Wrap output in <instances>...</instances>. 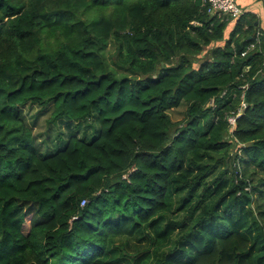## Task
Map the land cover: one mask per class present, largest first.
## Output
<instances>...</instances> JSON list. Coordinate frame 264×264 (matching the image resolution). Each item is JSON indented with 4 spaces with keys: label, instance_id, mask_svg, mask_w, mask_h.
Listing matches in <instances>:
<instances>
[{
    "label": "trees",
    "instance_id": "1",
    "mask_svg": "<svg viewBox=\"0 0 264 264\" xmlns=\"http://www.w3.org/2000/svg\"><path fill=\"white\" fill-rule=\"evenodd\" d=\"M28 105L83 135L44 151ZM0 264H264L258 14L0 0Z\"/></svg>",
    "mask_w": 264,
    "mask_h": 264
},
{
    "label": "rangeland",
    "instance_id": "2",
    "mask_svg": "<svg viewBox=\"0 0 264 264\" xmlns=\"http://www.w3.org/2000/svg\"><path fill=\"white\" fill-rule=\"evenodd\" d=\"M243 5L241 6L244 10L251 11L260 14L259 19L261 21V27L264 30V0L263 2L257 0H243ZM250 4V5H248ZM253 4V5H251ZM234 27V22L229 26L227 31V36H229L230 31ZM224 42H217L216 45H223ZM202 57V58H201ZM201 59L205 58V54L202 53L199 57ZM186 106L182 105L179 108L170 111V115L174 121H179L184 118ZM53 111V105L47 107V109H41L39 105H28L24 108L25 118L31 125L33 132L35 134L37 145L45 150L54 151L58 148V135H70L71 133H77L83 135V129L86 127L85 124L82 128L76 127L75 123L71 124H50L49 117ZM64 143V142H63ZM31 216L27 217L26 223L24 225V230L27 232L30 228Z\"/></svg>",
    "mask_w": 264,
    "mask_h": 264
},
{
    "label": "built area",
    "instance_id": "3",
    "mask_svg": "<svg viewBox=\"0 0 264 264\" xmlns=\"http://www.w3.org/2000/svg\"><path fill=\"white\" fill-rule=\"evenodd\" d=\"M209 12L211 14L225 13L231 15L234 19L239 18L246 10H244L237 2V0H208ZM234 124L236 118H230ZM84 200L83 204H85Z\"/></svg>",
    "mask_w": 264,
    "mask_h": 264
},
{
    "label": "crops",
    "instance_id": "4",
    "mask_svg": "<svg viewBox=\"0 0 264 264\" xmlns=\"http://www.w3.org/2000/svg\"><path fill=\"white\" fill-rule=\"evenodd\" d=\"M250 1V0H249ZM248 5H250V4H248ZM251 5H253V4H251ZM257 13V12H256ZM258 16H260V14H258Z\"/></svg>",
    "mask_w": 264,
    "mask_h": 264
}]
</instances>
